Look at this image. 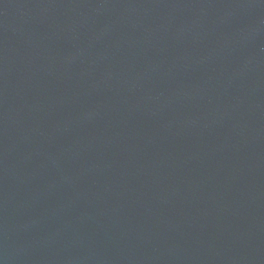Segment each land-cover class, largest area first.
I'll use <instances>...</instances> for the list:
<instances>
[{
	"label": "water",
	"instance_id": "water-1",
	"mask_svg": "<svg viewBox=\"0 0 264 264\" xmlns=\"http://www.w3.org/2000/svg\"><path fill=\"white\" fill-rule=\"evenodd\" d=\"M0 264H264V0H0Z\"/></svg>",
	"mask_w": 264,
	"mask_h": 264
}]
</instances>
